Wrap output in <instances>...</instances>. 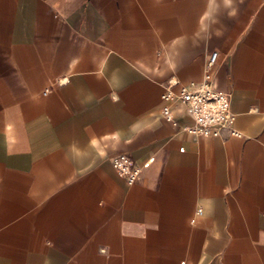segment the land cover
<instances>
[{"label": "crops", "instance_id": "0c3cea01", "mask_svg": "<svg viewBox=\"0 0 264 264\" xmlns=\"http://www.w3.org/2000/svg\"><path fill=\"white\" fill-rule=\"evenodd\" d=\"M0 264H264V0H0Z\"/></svg>", "mask_w": 264, "mask_h": 264}, {"label": "built area", "instance_id": "2783aa9c", "mask_svg": "<svg viewBox=\"0 0 264 264\" xmlns=\"http://www.w3.org/2000/svg\"><path fill=\"white\" fill-rule=\"evenodd\" d=\"M217 55L218 52L212 53L206 73L201 81L183 85L178 95L171 90H167L163 94L164 99H173L178 96L186 104L193 117V123L186 126V129L195 134L218 135L224 127L230 126L234 120L230 93L217 89L209 72V68L215 62ZM163 112L167 118H171L170 108L167 105L164 106ZM113 166L129 183H134L142 170V166L126 154L115 156Z\"/></svg>", "mask_w": 264, "mask_h": 264}]
</instances>
